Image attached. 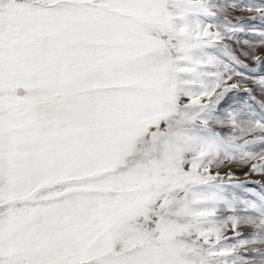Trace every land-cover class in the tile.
<instances>
[{
  "label": "snow or ice",
  "instance_id": "snow-or-ice-1",
  "mask_svg": "<svg viewBox=\"0 0 264 264\" xmlns=\"http://www.w3.org/2000/svg\"><path fill=\"white\" fill-rule=\"evenodd\" d=\"M258 47L264 0H0V264H264Z\"/></svg>",
  "mask_w": 264,
  "mask_h": 264
},
{
  "label": "rangeland",
  "instance_id": "rangeland-1",
  "mask_svg": "<svg viewBox=\"0 0 264 264\" xmlns=\"http://www.w3.org/2000/svg\"><path fill=\"white\" fill-rule=\"evenodd\" d=\"M220 2H231V0H220ZM239 2L245 3V2H247V0H239ZM227 15H228V19L232 20L235 23L237 17H242L244 19H247L250 15H253V14L248 13V12L241 10V9H235V10L229 9ZM254 23H256L257 26L259 25L258 21H255ZM238 35H240L242 38H247L245 36V34H238ZM224 42L232 44L231 41H224ZM233 47L235 48L237 46L235 44H233ZM244 47L246 48V46H244ZM255 54L264 57V48L258 47L256 49ZM241 59L245 60V62L248 63L250 67H252V68L257 67L256 62L254 60H252L251 58L241 57ZM255 76L256 77L264 76V71H258L257 73H255ZM234 79H239V78L236 77ZM247 88L252 89L251 95L255 97V101H256L254 106L258 109L259 108L258 102L264 101V93H262L259 90L257 84L254 81H250L247 84ZM232 101H237V102L249 101V102H252L249 94L246 93L243 88L238 89L234 94H232V100H230V103ZM226 170L227 169H224V171H226ZM233 171L235 172V176L238 178V180L240 182L248 183V184H250V186H255V182L264 180V177H262L259 174H249L248 176H245L244 173L248 171L247 167H236L233 169ZM226 235L232 236L233 233L231 232V230H229L228 232H226Z\"/></svg>",
  "mask_w": 264,
  "mask_h": 264
}]
</instances>
